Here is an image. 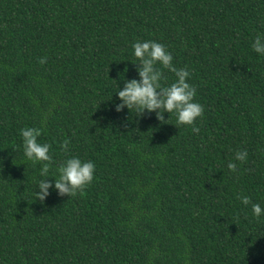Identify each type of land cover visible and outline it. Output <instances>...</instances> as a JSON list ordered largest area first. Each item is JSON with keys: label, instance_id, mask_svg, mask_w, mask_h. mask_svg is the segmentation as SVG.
<instances>
[{"label": "trees", "instance_id": "trees-1", "mask_svg": "<svg viewBox=\"0 0 264 264\" xmlns=\"http://www.w3.org/2000/svg\"><path fill=\"white\" fill-rule=\"evenodd\" d=\"M258 35L264 0H0V264H264V211H252L264 210ZM149 40L189 71L199 133L175 114L162 124L115 110L139 80L132 45ZM162 71L164 86L176 80ZM25 127L52 146L43 203ZM73 157L95 164L94 179L61 197L52 176Z\"/></svg>", "mask_w": 264, "mask_h": 264}, {"label": "clouds", "instance_id": "clouds-1", "mask_svg": "<svg viewBox=\"0 0 264 264\" xmlns=\"http://www.w3.org/2000/svg\"><path fill=\"white\" fill-rule=\"evenodd\" d=\"M134 56L139 63L137 71L139 80L131 79L126 81L123 90H118L117 94L121 103L115 106L117 112L127 108L131 113L142 117L145 112L155 113L156 119L163 123L164 113L175 114L176 124L180 126L191 127L193 133H199L200 129L195 122L204 114L203 106L194 102L197 90L187 82L190 73L186 68L177 69L173 65V57L166 50L165 45L156 41L136 42L132 45ZM252 48L255 52L264 55V36L258 35ZM47 62L46 58H39L41 65ZM161 67L158 68L157 65ZM162 69L172 72L176 80L168 86H164L161 81L166 80ZM42 130L38 128L25 127L20 130L23 140L24 156L33 164L40 165V175L45 177L38 184V191L35 193V200L41 203L50 195L49 189L53 184L48 180L49 173L54 163L49 154L51 145L38 142V137ZM70 141L65 140L60 147L67 152ZM234 159L240 163L247 162V150L237 151ZM228 169L232 173L238 171L237 163L229 162ZM54 188L61 197H75L77 194H83L94 179L95 164L92 161L82 162L79 158L73 157L66 159L56 168ZM244 205L251 204L247 196L238 197ZM254 216L260 217L262 208L259 204H252Z\"/></svg>", "mask_w": 264, "mask_h": 264}]
</instances>
